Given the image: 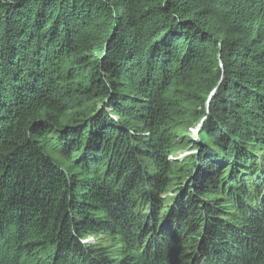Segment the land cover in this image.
<instances>
[{
    "label": "trees",
    "instance_id": "1",
    "mask_svg": "<svg viewBox=\"0 0 264 264\" xmlns=\"http://www.w3.org/2000/svg\"><path fill=\"white\" fill-rule=\"evenodd\" d=\"M195 252L264 264V0H0V264Z\"/></svg>",
    "mask_w": 264,
    "mask_h": 264
},
{
    "label": "rangeland",
    "instance_id": "2",
    "mask_svg": "<svg viewBox=\"0 0 264 264\" xmlns=\"http://www.w3.org/2000/svg\"><path fill=\"white\" fill-rule=\"evenodd\" d=\"M216 89H217V86L215 87ZM215 89V90H216ZM217 91V90H216ZM216 91L214 92V94L216 93ZM213 94V95H214ZM213 95L210 97V99L209 100H207V97H208V95H207V97L205 98V99H202L201 101H199V106H197V109H199L200 108V106H201V104L204 106V108L202 109L203 111H204V114L202 115V116H200L199 117V119H198V121L195 123V125L194 126H191L190 128H189V131H190V133L188 134V138H190L191 140H193L194 141V143H191V142H188V143H183V144H185V147L184 148H182L181 150H179L175 155H173V157H175V158H178V159H180V158H182V157H185V156H187V155H189V156H194L193 158H195V160H196V162L198 161V156H199V149H200V146H202L203 147V145H204V140H206L207 138L206 137H204V138H202L203 136H207V133L205 132V131H202V126L204 125V123L206 122V120H207V118H208V116L210 115V107H209V103H210V100H212L213 99ZM206 100V101H205ZM205 101V102H204ZM208 101V102H207ZM204 102V103H203ZM207 104V105H206ZM206 105V106H205ZM203 132V133H202ZM210 133V132H209ZM214 132H212V133H210V134H213ZM209 134V135H210ZM194 145H196V147H193ZM180 183H181V185H184V182L183 181H180ZM182 189V187H179L178 188V190H181ZM176 191L177 190H175V191H170L169 193L167 192V193H163V194H161V198H162V200L163 201H165V199L166 198H169V197H172V198H174V196L176 195ZM179 193H180V191H179ZM156 203V200L155 201H153V204H155ZM162 213V212H161ZM160 213V216L162 217V219H164L165 217H166V215H162ZM149 225V227H150V229H158V230H160V225L158 224V225H154V224H152L151 222L148 224ZM204 226L200 223L199 224V226H198V228L201 230L202 228H203ZM219 229V228H218ZM205 241H207L206 240V237L204 238V242ZM201 247V249L200 250H202V248H203V245H201V246H199V248ZM198 248V249H199ZM194 251H196L195 249H194ZM196 259H200V255L198 254V252H195V254H194V258H193V260L191 261V262H189V263H191V264H194V262H195V260Z\"/></svg>",
    "mask_w": 264,
    "mask_h": 264
},
{
    "label": "water",
    "instance_id": "3",
    "mask_svg": "<svg viewBox=\"0 0 264 264\" xmlns=\"http://www.w3.org/2000/svg\"><path fill=\"white\" fill-rule=\"evenodd\" d=\"M215 89H216V88H214V89L208 94V97L206 96V97H207V100H209L210 97L214 94ZM206 97H205V98H206ZM205 101H206V100H205ZM205 101H204V102H205ZM204 102H203V103H204ZM207 102H208V101H207ZM206 105H207V104H206ZM206 105H205V106H206ZM203 108H204V106L201 104V106H200L199 109L202 110Z\"/></svg>",
    "mask_w": 264,
    "mask_h": 264
}]
</instances>
